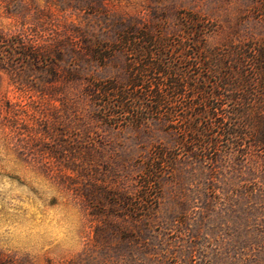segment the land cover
I'll use <instances>...</instances> for the list:
<instances>
[{
	"label": "rangeland",
	"instance_id": "obj_1",
	"mask_svg": "<svg viewBox=\"0 0 264 264\" xmlns=\"http://www.w3.org/2000/svg\"><path fill=\"white\" fill-rule=\"evenodd\" d=\"M49 1L23 0L17 13L1 3L0 31L11 39L23 33L44 43L59 40L64 48L69 19L112 39L132 18L176 29L184 11L215 20L224 31L232 24L264 31L258 0H106L107 16ZM64 56L50 54L55 73L34 70L21 78L0 69V263L264 264V232H246L241 199L231 209L223 168L181 161L156 187H142L141 162L150 147L174 142L161 124L115 127L89 119L95 146L83 152L85 121L70 120ZM123 67L124 55L116 52L94 72L123 77ZM71 154L81 160L73 162ZM146 198L152 203L145 209Z\"/></svg>",
	"mask_w": 264,
	"mask_h": 264
},
{
	"label": "trees",
	"instance_id": "obj_2",
	"mask_svg": "<svg viewBox=\"0 0 264 264\" xmlns=\"http://www.w3.org/2000/svg\"><path fill=\"white\" fill-rule=\"evenodd\" d=\"M258 1L257 19L263 21L264 0ZM1 3L11 13L25 5L23 0ZM59 6L108 15L106 0H63ZM227 28L224 31L215 20L184 11L176 29L169 30L164 22L132 18L122 22L108 39L89 31L85 22L69 19L64 48L59 40L44 43L23 33L11 39L0 31V69L21 78L34 70L55 73L56 58L49 56L54 53L60 58L64 52L70 120L85 121L83 152L95 146L89 136V119L115 127L159 123L174 135V142L153 144L142 159L139 181L145 191L156 187L164 173H175L181 161L217 171L223 168L231 209L241 199L246 232L262 234L264 31L233 24ZM218 32L225 35L213 41ZM116 52L124 55V76H98L95 65L105 63ZM70 158L81 160L74 154ZM73 162L72 169L77 165ZM117 197L121 199L119 194ZM150 199H143L145 209L152 203ZM116 200L114 204H118Z\"/></svg>",
	"mask_w": 264,
	"mask_h": 264
}]
</instances>
